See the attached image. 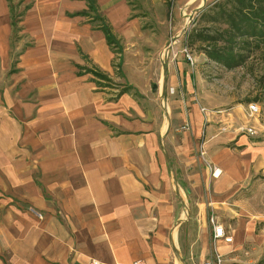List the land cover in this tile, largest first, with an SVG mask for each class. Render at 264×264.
<instances>
[{"label": "crops", "instance_id": "0c3cea01", "mask_svg": "<svg viewBox=\"0 0 264 264\" xmlns=\"http://www.w3.org/2000/svg\"><path fill=\"white\" fill-rule=\"evenodd\" d=\"M191 1L0 0V264L211 258L202 203L233 187L219 143L235 137L223 114L201 112L200 67L175 45ZM228 214L222 264H264V232ZM243 242L249 257L234 251Z\"/></svg>", "mask_w": 264, "mask_h": 264}, {"label": "rangeland", "instance_id": "374dc122", "mask_svg": "<svg viewBox=\"0 0 264 264\" xmlns=\"http://www.w3.org/2000/svg\"><path fill=\"white\" fill-rule=\"evenodd\" d=\"M201 1H191L180 9L183 23L177 27L179 33L175 45H179L180 50L186 46L196 59V65L200 67L202 80L195 88L197 97L194 101L201 106V112L223 114L227 117L226 120L230 124L227 128L231 131L226 134L233 132L235 138L219 143L220 147L224 146L219 149L223 152L219 161H223L235 173L236 178L224 201L211 204L208 198L202 205L222 225V221L229 213L228 215L235 217H233L234 221L239 220L244 230L248 228L255 236L264 232V44L259 46L253 44L250 50H244L245 61L232 69L210 61L200 49L201 41L197 40L190 45L188 36L193 29L211 26V22L201 15L207 13L216 2L224 0ZM13 11L16 13V10ZM109 82V80L97 81L101 86H111ZM249 103L257 105V111L251 116L247 107ZM249 128L254 133L248 132ZM240 137L244 139L243 143L236 142V138ZM205 159L210 163L209 166L206 164L205 166L209 170L211 179L217 178L221 172L214 177L211 168H219V166L214 165L207 154ZM228 183L230 185L231 181ZM209 195V192L204 194L205 197ZM208 240L211 247L210 233ZM220 243L222 242L219 241L217 244ZM254 244L243 242L236 245L234 251L249 257ZM222 258L224 262V255Z\"/></svg>", "mask_w": 264, "mask_h": 264}, {"label": "trees", "instance_id": "16d2710c", "mask_svg": "<svg viewBox=\"0 0 264 264\" xmlns=\"http://www.w3.org/2000/svg\"><path fill=\"white\" fill-rule=\"evenodd\" d=\"M201 17L211 22V26L193 29L188 42L192 45L200 40V49L206 57L227 69L241 65L245 61L244 50L253 44H264V0H224L216 2ZM218 24V25H216ZM218 26V27H213ZM106 39L116 51L120 52L118 40L110 27L102 25ZM91 72L97 78L108 81L105 74L96 70Z\"/></svg>", "mask_w": 264, "mask_h": 264}, {"label": "built area", "instance_id": "2783aa9c", "mask_svg": "<svg viewBox=\"0 0 264 264\" xmlns=\"http://www.w3.org/2000/svg\"><path fill=\"white\" fill-rule=\"evenodd\" d=\"M172 42L168 43L163 51V56L168 57L171 55L173 58L176 56L177 53H173L172 50ZM181 52L183 56L185 57L186 61L189 63L190 67L194 69L196 67V59L191 55L189 52L188 48L186 46L182 47ZM248 111L250 116L257 111V105L253 103H249L247 105ZM185 128H190L189 124H186L184 126ZM248 132L251 134L254 133V131L249 128ZM198 155L202 159V161L206 164V166H209L210 163H208L205 159L206 151L203 147V143L200 142L198 145ZM218 168H211V174L214 177H217L220 172H217ZM208 221L211 226V233H210V241H211V258L206 262V264H222L223 263V258L221 253L218 251V242L219 241H224L226 243L232 242V235L228 233L223 225L217 221L214 215H210L208 218ZM91 264H101L98 260L93 259L91 261ZM133 264H144L142 261H134Z\"/></svg>", "mask_w": 264, "mask_h": 264}, {"label": "bare ground", "instance_id": "6f19581e", "mask_svg": "<svg viewBox=\"0 0 264 264\" xmlns=\"http://www.w3.org/2000/svg\"><path fill=\"white\" fill-rule=\"evenodd\" d=\"M217 172H220V169L219 168L217 169Z\"/></svg>", "mask_w": 264, "mask_h": 264}]
</instances>
